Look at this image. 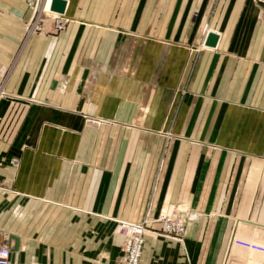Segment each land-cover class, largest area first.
Returning <instances> with one entry per match:
<instances>
[{
    "label": "crops",
    "instance_id": "0c3cea01",
    "mask_svg": "<svg viewBox=\"0 0 264 264\" xmlns=\"http://www.w3.org/2000/svg\"><path fill=\"white\" fill-rule=\"evenodd\" d=\"M25 1L0 0L10 264H121L119 223L144 219L140 264H238L231 231L264 238L261 5L74 0L25 47ZM171 209L195 214L181 238L156 232Z\"/></svg>",
    "mask_w": 264,
    "mask_h": 264
},
{
    "label": "rangeland",
    "instance_id": "374dc122",
    "mask_svg": "<svg viewBox=\"0 0 264 264\" xmlns=\"http://www.w3.org/2000/svg\"><path fill=\"white\" fill-rule=\"evenodd\" d=\"M49 1L50 0H26L25 1V47L28 44L30 38L39 32H49L53 31L54 33H59L60 31H63L66 29L68 25V18L63 15H58V13L51 11L49 8ZM75 1L69 0L68 6H74ZM62 19V27L58 28L57 24ZM89 120H92L89 118ZM95 123L100 122L96 118L93 120ZM159 217V216H158ZM188 220V219H187ZM186 220V221H187ZM148 230V229H147ZM186 231V226L184 231L177 235L172 237H182ZM158 234L166 235L163 231V228L161 227L160 230H156ZM123 234V232H121ZM147 231L145 232L146 235ZM125 237L124 243L122 245V253L118 257V260L121 264H124L123 262V255H124V247H125V241L127 239L126 235L123 234ZM171 236V235H168ZM260 238V229L258 228H247V227H238L231 231L229 235V243H228V249L229 251H234V249L241 250L244 254L239 256L236 261H238V264H250L251 262H254L255 258L253 260L248 258V255L246 254H260L263 255L264 253L259 249V243L261 241ZM264 239V238H263ZM145 241V236H144ZM144 245V244H143ZM143 249V247H142ZM246 253V254H245ZM142 255V251H141ZM262 260H260L259 264H264V255L262 256ZM141 259V256H140ZM140 259L138 264H140ZM250 262V263H248Z\"/></svg>",
    "mask_w": 264,
    "mask_h": 264
},
{
    "label": "built area",
    "instance_id": "2783aa9c",
    "mask_svg": "<svg viewBox=\"0 0 264 264\" xmlns=\"http://www.w3.org/2000/svg\"><path fill=\"white\" fill-rule=\"evenodd\" d=\"M261 5V11L264 13V0H252ZM63 15V14H58ZM57 24L58 28L62 27V19ZM195 217L194 213H183L177 209L163 212L157 218L162 223L163 231L166 235L177 236L181 234L186 226V220ZM146 219L140 222L125 221L120 222L118 230L126 235L123 262L124 264H138L142 247L144 244V236L147 231ZM258 244L259 249L264 252V239ZM11 247L0 240V264H10Z\"/></svg>",
    "mask_w": 264,
    "mask_h": 264
},
{
    "label": "water",
    "instance_id": "95a60500",
    "mask_svg": "<svg viewBox=\"0 0 264 264\" xmlns=\"http://www.w3.org/2000/svg\"><path fill=\"white\" fill-rule=\"evenodd\" d=\"M67 0H51L50 9L58 14H65L67 10ZM218 35L215 32H209L205 41L208 46H215Z\"/></svg>",
    "mask_w": 264,
    "mask_h": 264
},
{
    "label": "bare ground",
    "instance_id": "6f19581e",
    "mask_svg": "<svg viewBox=\"0 0 264 264\" xmlns=\"http://www.w3.org/2000/svg\"><path fill=\"white\" fill-rule=\"evenodd\" d=\"M51 0L49 1V8H50Z\"/></svg>",
    "mask_w": 264,
    "mask_h": 264
}]
</instances>
